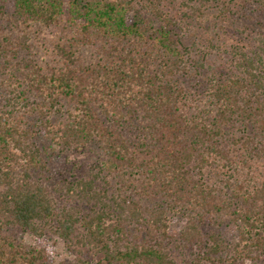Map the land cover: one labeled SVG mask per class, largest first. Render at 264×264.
<instances>
[{
  "label": "trees",
  "instance_id": "16d2710c",
  "mask_svg": "<svg viewBox=\"0 0 264 264\" xmlns=\"http://www.w3.org/2000/svg\"><path fill=\"white\" fill-rule=\"evenodd\" d=\"M49 148L90 158L83 209ZM47 233L74 264H264V0H0V264H51Z\"/></svg>",
  "mask_w": 264,
  "mask_h": 264
},
{
  "label": "rangeland",
  "instance_id": "374dc122",
  "mask_svg": "<svg viewBox=\"0 0 264 264\" xmlns=\"http://www.w3.org/2000/svg\"><path fill=\"white\" fill-rule=\"evenodd\" d=\"M37 146L41 149V145L37 143ZM54 149V148H53ZM52 148L46 149L47 152L42 153L41 162L45 164L43 169V176L48 179V188H56L57 192L54 191L53 198L56 201L58 207L63 205H74L83 209L86 207V203L82 201L79 203L78 199H73L65 194L64 186L67 183L72 182L78 178H90L89 167L90 158L82 156H74V154L61 153L57 149ZM90 205H88L89 207ZM22 240L31 246H48V252H50L51 264H74L76 263L75 255L70 253L64 246L63 242L52 236L46 234L44 239L38 241L29 234H23ZM85 264H93V260L87 255L85 258Z\"/></svg>",
  "mask_w": 264,
  "mask_h": 264
}]
</instances>
